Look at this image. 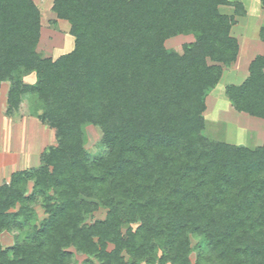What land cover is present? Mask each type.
<instances>
[{"label":"trees","instance_id":"16d2710c","mask_svg":"<svg viewBox=\"0 0 264 264\" xmlns=\"http://www.w3.org/2000/svg\"><path fill=\"white\" fill-rule=\"evenodd\" d=\"M51 8L75 41L55 59L37 50L35 1L0 0L6 113L28 102L56 139L38 166L0 185V234L16 232L12 245L0 241V264H74L71 248L87 256L83 264H264V143L205 134L206 98L238 59L231 29L246 14L243 1L54 0ZM181 34L195 39L168 49ZM30 73L34 83L24 81ZM225 94L235 110L264 119V55ZM86 125L102 132L98 155L86 149ZM100 208L105 218L89 222Z\"/></svg>","mask_w":264,"mask_h":264},{"label":"rangeland","instance_id":"374dc122","mask_svg":"<svg viewBox=\"0 0 264 264\" xmlns=\"http://www.w3.org/2000/svg\"><path fill=\"white\" fill-rule=\"evenodd\" d=\"M246 4V7L249 9V14L247 18L240 17V21L245 23L246 20L250 22L249 27L247 28L248 33H251L252 28L256 20L255 15H257V10L261 9L260 2L254 3L251 0H243ZM49 7H41L43 15V28H42V44L41 47L44 49L47 47L50 49L49 44L53 43V54L58 55L60 53L67 52L70 47H60L63 42V37H71L69 33L65 32L66 28L69 27V22L66 20L60 19L57 24L53 23V14L54 12ZM224 10H227L224 8ZM230 11V10H229ZM45 18V19H44ZM238 28L235 27L234 35L237 36ZM246 29V28H245ZM245 32V31H244ZM53 38V41L50 40ZM195 38L193 35H177L169 38L166 41V47L173 51H182L183 45L193 41ZM262 41V40H261ZM72 45V41L70 42ZM259 45L258 43H251L252 48L251 53L264 54V42L262 41ZM66 44L68 42L66 41ZM255 45V46H254ZM60 47V48H59ZM250 53V54H251ZM257 53V54H258ZM43 56H49L43 54ZM255 55H249L248 57L240 55L239 60L236 65H231L224 67V74L222 75L221 80L217 86L209 93L206 98L207 109L205 111V134L214 139L225 141L231 144H244L249 147H256L264 143V119L251 116L249 114L239 112L233 108L229 99L225 94V87L227 84H239L243 81L246 76L245 68L247 67V60L253 58ZM28 82H34L36 76L34 73L26 77ZM25 111L29 108L28 103L24 106ZM27 108V109H26ZM27 113V112H26ZM36 128L34 130H28L26 136H29V133H32L34 138V143H43L44 146L52 145L56 143L55 132L48 126L41 124L39 121L35 122ZM45 129L47 132H39L41 129ZM31 129V128H30ZM85 136H86V149L92 155H98L103 151V148L100 146V140L102 132L101 130L94 125H86L84 127ZM26 131H24V134ZM31 166V165H28ZM37 211L40 218L44 217V211L41 207L37 206ZM107 209L100 208L97 210L90 221L95 219H103L106 216ZM16 232H3L0 234V241L3 246H10L14 243ZM197 242V239H193V244ZM74 251V264H83L84 260L87 258L85 254L76 252L74 248H71ZM191 259L195 260V253H192Z\"/></svg>","mask_w":264,"mask_h":264},{"label":"crops","instance_id":"0c3cea01","mask_svg":"<svg viewBox=\"0 0 264 264\" xmlns=\"http://www.w3.org/2000/svg\"><path fill=\"white\" fill-rule=\"evenodd\" d=\"M34 1L41 10V7H44V6L49 7L48 4H50V8H51L54 0H34ZM254 1H255V4H256V2H258V3L260 2V0H251L252 3H254ZM243 3L245 6V9H246V14L243 16H236V23L233 25V27L231 29V34L238 39V42L240 45L239 55H238L237 61L239 60L240 55H242V54H243V56H246V57H248L249 55H255V56H253V58H249L247 60V67L245 68L246 76L244 78V79H246V77L249 74L250 62L257 55H264V54L258 53V52H257L258 54L257 53L253 54L250 52V50L252 48V45H251L252 42L254 44L258 43L257 45H259V46H260V44L263 45V43H261L262 41L260 39L259 34H260V28H261L262 24L264 23V9L262 8L261 2H260L259 4L261 6V9L257 10L258 14L255 15L256 20L254 23V27L252 28L251 33H248L247 28L249 27L250 22L248 20H246L245 23H242L240 21V17L247 18L248 14H249V9L246 7V4L244 1H243ZM224 8L227 10H224ZM221 9L226 13H233V7L232 6H221ZM51 10H52V8H51ZM59 20L60 19L57 17L56 13L54 12L53 20H52L53 23L57 24L59 22ZM41 26H42L41 27V37H40V40H39V43L37 46V50L42 55L47 54L50 57H52V59L53 58L55 59V58L61 56L62 54H65V53L73 50L74 44H75L73 36H72V38L71 37L68 38L65 36L62 38L63 42H62V45H60V47L61 46L62 47L69 46L70 49L67 52L60 53L58 55H54L53 54V43L49 44V47H51L50 49H48L47 47L45 49H44V47L42 48L41 47V44H42V28H43L42 10H41ZM236 26L239 27L237 36L233 34ZM69 30H70V25L68 28H66L65 32L69 33ZM50 40L53 41V38H51ZM66 41L68 42V44H66ZM71 41H72V45L70 43ZM237 61L234 62L232 65H236ZM30 74H32V73H30ZM30 74H28L24 77V81L27 83H34L36 80L34 82H28L26 80V77L29 76ZM223 74H224V72H223ZM8 90H9V82H1L0 83V185L4 182H8L11 179V176L14 172L38 166L40 163V156H41L42 152L44 151V149L46 147L49 146V145L44 146L45 144H43V143H39V144L34 143V138L32 137V133H29L28 137L26 136L27 129L28 130H32V129L34 130V128L37 129V127L35 125L36 121H39L41 124H43L37 117L33 116L30 113L29 108L28 109L26 108L27 111H25L24 106L28 102L24 101L21 105V108L18 111H16L14 114L8 115L6 113ZM206 103H207V101H206ZM28 106H29V103H28ZM24 131H26L25 134H24ZM39 132L45 133L47 131L45 129H43V127H42L41 131H39ZM28 165H31V166H28Z\"/></svg>","mask_w":264,"mask_h":264}]
</instances>
